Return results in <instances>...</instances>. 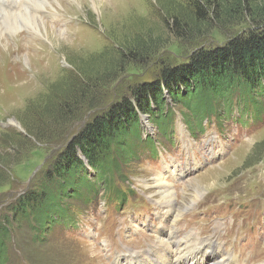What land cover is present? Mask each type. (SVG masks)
Masks as SVG:
<instances>
[{
  "label": "rangeland",
  "instance_id": "obj_1",
  "mask_svg": "<svg viewBox=\"0 0 264 264\" xmlns=\"http://www.w3.org/2000/svg\"><path fill=\"white\" fill-rule=\"evenodd\" d=\"M82 1L64 0L72 7L69 14L59 8L48 9L55 17L43 13L59 31L71 30L60 37L69 41L33 37L24 27L20 40L15 34L5 41L9 45L0 43V221L95 113L130 96L135 84L152 80L164 67L181 66L195 49L260 27L264 17V0H245L258 20L197 23L198 30L211 29L180 38L173 16L195 23L192 0H122L103 12L92 0ZM246 95L235 94L210 114L171 106L173 130L167 136L143 116V137H154L157 145L116 176L119 198L108 201L99 193L96 204L78 212L76 230H52L42 241L25 222L14 226L7 264H115L119 253L148 250L156 231L168 224L157 219L159 195L144 181L151 183L167 164L175 171L168 182L182 205L192 198L196 181L203 186L174 223L181 237L195 232L224 244L239 264H264V86Z\"/></svg>",
  "mask_w": 264,
  "mask_h": 264
},
{
  "label": "trees",
  "instance_id": "obj_2",
  "mask_svg": "<svg viewBox=\"0 0 264 264\" xmlns=\"http://www.w3.org/2000/svg\"><path fill=\"white\" fill-rule=\"evenodd\" d=\"M244 1L232 0L228 7L222 0H192L195 23L176 15L171 25L178 37L193 39L211 29L198 30L197 23L209 27L213 20L225 23L227 17L258 20L249 1V7ZM259 19L263 21L260 27L230 37L222 45L195 49L181 66L164 67L152 80L135 84L130 96L95 113L55 156L32 190L26 189L8 205L0 221V264L8 263L14 226L25 222L36 233L35 239L42 241L52 230H76L78 212L96 204L99 193L108 201L119 198L115 197L116 176H122L124 168L141 157L140 152L157 145L154 137H143V116L167 136L173 130V114L168 115L171 106L210 114L218 106L221 111L235 94L243 99L250 92L258 93L264 86V17Z\"/></svg>",
  "mask_w": 264,
  "mask_h": 264
},
{
  "label": "bare ground",
  "instance_id": "obj_3",
  "mask_svg": "<svg viewBox=\"0 0 264 264\" xmlns=\"http://www.w3.org/2000/svg\"><path fill=\"white\" fill-rule=\"evenodd\" d=\"M63 1L0 0V43L3 44L9 40V37L15 34L16 38L19 39L21 34L18 33L24 27H29L28 29L33 33V37H37L38 35L44 36L46 34L50 38L53 36L61 41V34L64 32L69 33L71 30L59 31L54 25H50L45 21L43 13L55 17L56 14L48 12L49 8L54 10L59 8L63 9L65 13H71L72 7H69ZM76 1L83 4L82 0ZM92 1L97 10L101 12H103L104 8H112L114 6L118 8L122 4V0ZM62 40L64 42L69 41V37ZM4 45H9V43L5 42ZM29 57L33 62V57L36 58V55L31 54ZM174 174V169L172 170L171 166L167 164L164 170L154 174L151 183L144 181L145 186L155 187V193L159 195V214L157 215V219L164 221L168 226L170 225V228L162 225L156 231L157 240L151 243V247L148 250L138 251L129 249L127 252L119 253L116 257L117 263L115 264H239L236 257L231 254L228 255L224 250V244L218 243L217 240L202 239L195 232L184 233L183 237H181V232L178 227H175L174 223L183 214L184 208L186 211L190 207L191 202L194 203L197 198L199 199L203 192V186L200 185L199 181H196L194 185L195 190L194 192L191 191L193 192L192 198L188 199V203L182 205V203H179L178 194H176L175 189L168 182V175L172 177Z\"/></svg>",
  "mask_w": 264,
  "mask_h": 264
}]
</instances>
